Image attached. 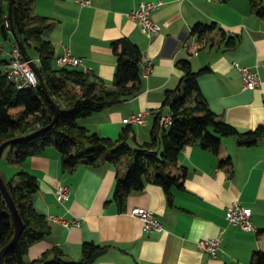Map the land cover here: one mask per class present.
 I'll use <instances>...</instances> for the list:
<instances>
[{"label":"crops","instance_id":"obj_1","mask_svg":"<svg viewBox=\"0 0 264 264\" xmlns=\"http://www.w3.org/2000/svg\"><path fill=\"white\" fill-rule=\"evenodd\" d=\"M159 1L164 5L153 14V20L162 32L148 38L140 23L127 15L142 2ZM256 1L264 7V0ZM34 8L37 15L55 24L46 38L55 48L56 59L71 49L82 61L77 68L92 73L109 88L113 87L118 64L113 43L128 38L144 54L139 95L80 120L91 133L118 140L128 125L125 121L147 111L146 125L135 126V143L150 142L168 92L178 90L185 76L178 67L181 61H189L194 72L209 70L199 84L222 120L241 133L264 126V18L253 12L252 0H91L89 7L73 0H37ZM212 23L219 29L206 40L200 42L194 37L197 25ZM12 38H4L7 45L0 38L7 51L14 44ZM230 39L236 45L228 46ZM149 62L153 69L147 77ZM235 63L259 71L261 87L244 89ZM164 112L169 113L167 109ZM224 141L226 156L234 164L233 175L221 166L212 150L188 146L180 157L187 168L184 189L173 188L169 195L162 186L149 183L128 198L124 210L112 202L118 172L126 173L123 166L103 157L97 165L82 161L72 173H64L62 156L54 145L31 155L22 167L16 166L37 177L39 191L34 205L47 217L52 231L30 248L27 264L55 248L64 252L67 261L78 262L86 243L109 247L93 264H254L255 253L264 250V138L251 147H240L238 137ZM11 168V179L2 172L8 180L19 172ZM63 185L72 194L65 205L57 199ZM234 204L253 210L257 233L245 232L228 221V209ZM136 208L153 211L164 230L145 233L142 221L131 216ZM54 217L78 225L65 227L52 221ZM214 238H221L224 247L217 258L198 250L199 241Z\"/></svg>","mask_w":264,"mask_h":264},{"label":"trees","instance_id":"obj_2","mask_svg":"<svg viewBox=\"0 0 264 264\" xmlns=\"http://www.w3.org/2000/svg\"><path fill=\"white\" fill-rule=\"evenodd\" d=\"M36 1L14 0V28L39 67L49 93L60 106L61 112L50 130L42 132L33 140L9 147L16 152L15 159L11 160L12 164L22 167L31 155L53 145L62 156L64 173H72L82 161L94 166L105 157L126 170L124 175L118 172L112 201L124 210L128 198L142 192L149 183L162 186L169 195L173 188L184 189L187 168L181 164L180 157L186 147L200 145L205 150H212L219 156L221 166L227 167L230 175H233L234 164L226 156L224 139L238 137L240 147H251L264 138V126L256 131L241 133L211 109L199 84L201 76L209 70L194 72L189 61L178 63L185 76L178 90L168 92L155 119L150 142L133 149L131 144L137 141L133 125H127L118 140L91 133L80 125V120L139 95L144 54L128 38L113 43L118 64L112 88L107 87L92 73L77 67L59 68L55 48L46 38L55 24L49 18L36 14ZM10 2L11 0H0V29L5 39L13 37L12 40L17 43L13 35L10 37L12 27L8 29L6 26ZM252 10L264 18L261 3L252 0ZM218 29L216 23L199 24L193 30V35L202 42ZM230 40L228 46L236 45L234 39ZM8 63L7 57L0 52V147L8 141L31 136L51 126L56 117V109L47 100L40 84L37 88L26 90H18L13 85L7 72L3 70ZM165 109L175 119L169 129L161 125L162 116L168 114L164 112ZM128 154H132L134 158L124 164L123 158ZM177 171L180 175L176 174ZM3 178L25 223L21 240L7 254L5 261L6 264H27L26 256L30 248L50 235L52 228L47 217L38 212L34 205V197L39 191L37 177L21 169L12 180ZM14 237L13 215L0 188V252ZM108 250V246L86 243L82 248L81 260L69 262L65 259L64 252L55 248L33 264H93ZM253 263L264 264V250L255 253Z\"/></svg>","mask_w":264,"mask_h":264},{"label":"built area","instance_id":"obj_3","mask_svg":"<svg viewBox=\"0 0 264 264\" xmlns=\"http://www.w3.org/2000/svg\"><path fill=\"white\" fill-rule=\"evenodd\" d=\"M81 7L91 6V0H73ZM213 3H220L223 0H207ZM164 3L159 2H142L134 11L130 12L127 16L140 23L143 33L152 38L161 34L162 27L153 20V14L160 10ZM8 29L11 24L9 21L6 23ZM0 52L4 57H8L9 63L6 66V72L18 90H26L37 88L40 84L39 79L29 62L23 56L20 47L13 44L9 51L0 44ZM81 59L76 57L72 50L67 48L63 56L57 58L56 64L59 68L78 67L81 65ZM235 68L240 71L243 78L244 89L257 90L262 85L260 72L253 70L250 67L241 66L239 63L234 64ZM153 69V64L149 62L146 65L145 75L148 77ZM149 112L141 111L133 114L125 121L128 125L144 126L147 123ZM174 116L171 113L165 114L161 118V125L169 129L174 124ZM38 128L40 126H37ZM72 197L71 190L67 185H63L57 192V199L61 205H65ZM131 216L138 218L143 223L145 233L162 232L164 225L158 216L150 210L136 208L131 212ZM228 221L236 226H239L243 231L249 233H257L258 229L253 219V210L244 207L240 204H234L228 209ZM52 221L61 223L65 227L71 225H78L76 221H69L63 218L54 217ZM198 250L203 254H208L213 258H217L220 253L224 252L223 241L221 238H214L208 240H201L198 242Z\"/></svg>","mask_w":264,"mask_h":264},{"label":"water","instance_id":"obj_4","mask_svg":"<svg viewBox=\"0 0 264 264\" xmlns=\"http://www.w3.org/2000/svg\"><path fill=\"white\" fill-rule=\"evenodd\" d=\"M13 5H14V0H11L10 2V8H9V21L11 23V27H12V35L14 36L16 42L18 43V46L20 47L24 58L26 59L27 62L30 63V65L32 66L33 70L35 71L41 88L43 89L47 100L54 106V108L56 109V117L55 120L53 122V124L47 128H44L42 130H39L38 132L32 134L31 136L28 137H23V138H18L12 141H8L6 143H4L1 147H0V164L3 158V155L5 153V151L11 147L12 145L16 144V143H20V142H24V141H30L33 140L35 137H37L39 134H41L42 132L48 131L50 130L55 123L58 121L59 116H60V112H61V108L60 106L54 101V99L52 98V96L49 93V90L47 88V85L45 84V81L43 80V77L40 73L39 67L35 64L34 60L32 59V57L29 55V52L24 44V42L19 38V36L16 34L15 32V28H14V16H13ZM0 188L1 191L5 197V200L7 201L10 210L12 212L13 215V219H14V225H15V237L12 240V242L6 246L1 252H0V264H6V256L7 254L13 249L15 248V246L19 243V241L21 240L24 232H25V223L24 220L14 202V199L11 196V193L7 187V184L0 172Z\"/></svg>","mask_w":264,"mask_h":264},{"label":"rangeland","instance_id":"obj_5","mask_svg":"<svg viewBox=\"0 0 264 264\" xmlns=\"http://www.w3.org/2000/svg\"><path fill=\"white\" fill-rule=\"evenodd\" d=\"M0 38H1L2 41L5 42V45H7V44H6V43H7V40L4 39V36H3V34H2L1 31H0ZM14 44H17V45H18V43H14ZM25 60H26V59H25ZM3 70H4V68H3ZM131 145H132V148L135 149V150L138 148V145H137L135 142H132ZM12 156H13V151H12V149H11V148L7 149V150L5 151V153H4V155H3V158H2V161H1V164H0V165H1V166H0L1 174H2V172H3L4 176H5V177H8V179H11L10 177H12V175L9 176V175H10L9 173H12L11 171L13 170V168H11V167L14 166V168H16V169L19 171V167H17L16 165H14V164L11 163V158H12ZM132 158H134L133 155H132V154H128L127 156H125V157L123 158V163L126 164L127 161H128L129 159H132ZM10 168H11L12 170H11ZM6 179H7V178H6ZM8 179H7V180H8Z\"/></svg>","mask_w":264,"mask_h":264}]
</instances>
